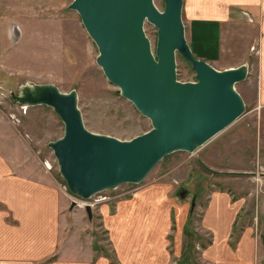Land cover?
<instances>
[{"label":"rangeland","instance_id":"obj_1","mask_svg":"<svg viewBox=\"0 0 264 264\" xmlns=\"http://www.w3.org/2000/svg\"><path fill=\"white\" fill-rule=\"evenodd\" d=\"M71 2L0 0L1 20L11 21L21 29L16 45L19 47V61L16 63L30 69L25 71L32 78L23 75L12 81L8 88L0 84V92L4 96H0V119L12 121V117H16L19 120V124L12 122L18 131L16 136L20 138V144L16 143L19 160H29L34 152L36 160L40 161V164H30L16 172L20 176L29 177L31 167L39 169L68 194L71 222L67 229L72 228L71 234L75 233L76 236L77 231L83 230L80 235L84 246L81 260L90 261L91 264L92 261L95 264H108L106 257L110 256L113 262L117 260L119 264H133L132 260L138 257L144 263L152 261L156 264L155 256L160 250L158 247L152 248L148 244L144 246L145 243L141 241L133 243L134 240L138 241L134 236L141 222L138 211L143 205L153 208V200L158 198L157 195H165L176 201L174 196L183 198L187 191L188 205L194 196L197 199L191 225L204 236L205 243L212 241L213 235L201 225L203 204L208 203V196L216 191L228 193L232 199V210L238 206L242 209L235 229L238 223L250 225L264 241V108L255 102L254 87L251 88V81L246 80L235 85L242 99L248 102L245 104V112L224 131L194 153L178 151L166 156L140 184H123L116 189L100 192L91 200L88 199L84 208L77 207L76 199L68 192L59 175L53 152L48 147V142L62 135V122L46 106L20 109L18 104L12 103L9 93L16 94L18 86L25 80L39 84L52 83L62 92L75 90L85 127L89 131L121 140L147 131L151 125L131 102L121 97L119 89L104 77L95 62L97 48L83 29L77 12L68 8ZM153 3L158 10H162L163 0H153ZM184 30L186 41L195 57H200L215 69L224 70L230 63L240 62L239 54L243 51L241 40L232 45L233 55L231 51L220 55L217 51L218 33L215 26L210 27V35L199 29L189 30L186 27ZM144 32L154 50L156 28L146 22ZM251 52L248 63L252 62V68L255 69L257 54L253 53V48ZM194 76L189 63L176 54L177 80L194 81ZM253 77H256L255 73ZM8 139L11 144L15 143L11 135ZM146 194H150L152 200L146 201ZM134 197L140 201L130 206V199ZM97 199L100 202H95ZM86 206L90 207L91 218H88L85 211ZM149 219L144 215L142 221L150 223ZM125 222L129 228L127 233L123 230ZM75 235L72 240L78 241ZM148 241L153 244L155 239L150 237ZM136 243L144 247L139 249ZM91 244H94L96 252L94 248L92 250ZM162 249H165V245ZM193 250L195 252L189 256L188 264H212L203 259L199 243L195 244ZM164 257L170 260L165 254ZM177 261L178 264H186L174 258H171L170 264Z\"/></svg>","mask_w":264,"mask_h":264},{"label":"water","instance_id":"obj_2","mask_svg":"<svg viewBox=\"0 0 264 264\" xmlns=\"http://www.w3.org/2000/svg\"><path fill=\"white\" fill-rule=\"evenodd\" d=\"M182 7L183 0H163L161 11L153 0H72L68 5L97 48L95 62L104 77L150 121L147 131L127 140L89 131L77 92H62L52 83L25 80L10 93L13 104L49 107L62 122V135L48 147L71 195L87 200L123 184H140L166 156L194 153L244 114L235 85L246 79L248 64L217 70L195 57L185 38ZM146 22L156 28L154 50ZM176 54L189 63L194 81L177 80ZM85 211L91 218L89 206Z\"/></svg>","mask_w":264,"mask_h":264},{"label":"crops","instance_id":"obj_3","mask_svg":"<svg viewBox=\"0 0 264 264\" xmlns=\"http://www.w3.org/2000/svg\"><path fill=\"white\" fill-rule=\"evenodd\" d=\"M1 19L0 16V84L9 87L12 81L23 75L32 78L25 71L30 69L16 63L19 61V47L16 45L20 38V27ZM182 22L184 28L199 29L208 35L210 27L215 26L220 55L228 51L233 55L232 45L237 40L242 41L243 51L241 55L237 53L240 62H232L224 69L248 64L245 80L254 85L250 84L251 88L254 87V100L263 109L264 0H183ZM252 46L257 50L253 51L257 54L255 69L252 68V62L248 63ZM254 73L256 77H253ZM243 100L245 104L248 103ZM16 134L18 131L9 119H0V264H91L90 261L81 260L84 246L80 235L83 230L77 231L76 236L75 233L71 234L72 228L67 229L71 222L68 194L39 169L31 167L29 177L16 172L30 164H40L34 152L29 160H19L16 143L20 144V138ZM9 135L15 138L14 144L9 142ZM187 192L183 198L174 196L176 201L165 195H157L158 198L153 200V208L143 205L138 211L141 222L134 236L138 241L132 239L133 243L141 241L145 243L144 246L158 247L160 250L155 256L156 264H170L171 258L181 259L188 264L196 243L202 248L203 259L212 264H264V241L250 225L238 223L235 229L242 209L238 206L232 210V199L227 192L216 191L208 196V203L203 204L201 225L213 235V240L208 244L204 236L191 225L196 204L194 208L191 203L188 205ZM149 200H152L150 194H146V201ZM138 201V198H131L129 205ZM144 215L150 218V223L142 221ZM124 224L123 230L127 233V222ZM73 235L78 241L72 240ZM150 237L155 239L153 244L148 241ZM137 244L139 249L144 247ZM91 247L96 252L94 244ZM106 258L108 264H119L117 260L113 262L110 256ZM132 262L152 263H144L138 257ZM92 264L95 262L92 261Z\"/></svg>","mask_w":264,"mask_h":264},{"label":"built area","instance_id":"obj_4","mask_svg":"<svg viewBox=\"0 0 264 264\" xmlns=\"http://www.w3.org/2000/svg\"><path fill=\"white\" fill-rule=\"evenodd\" d=\"M253 48V51L254 52H257V50H254L255 49V47L253 46L252 47ZM252 48H251V50H252ZM1 88V87H0ZM9 93V92H8ZM10 94V93H9ZM0 96H3V93L2 92H0ZM4 97V96H3ZM20 109H22V110H26L25 108H23V107H20ZM12 121L11 122H13V123H18L19 124V120L16 118V117H12ZM72 197H74L76 200H75V202H77V207L79 208V207H81V208H84V206L86 205V201L88 200H84V199H80V198H78V197H76V196H74V195H72ZM94 197V196H93ZM93 197H91V198H89V200H91ZM95 202H100V199H97V200H95Z\"/></svg>","mask_w":264,"mask_h":264}]
</instances>
